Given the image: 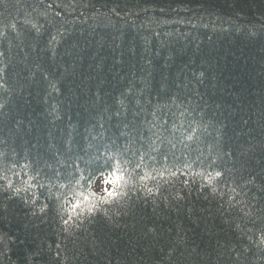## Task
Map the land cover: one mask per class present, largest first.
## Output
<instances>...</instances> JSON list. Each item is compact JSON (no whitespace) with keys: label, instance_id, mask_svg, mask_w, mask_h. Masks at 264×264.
<instances>
[{"label":"trees","instance_id":"obj_1","mask_svg":"<svg viewBox=\"0 0 264 264\" xmlns=\"http://www.w3.org/2000/svg\"><path fill=\"white\" fill-rule=\"evenodd\" d=\"M0 264H264V0H0Z\"/></svg>","mask_w":264,"mask_h":264},{"label":"rangeland","instance_id":"obj_2","mask_svg":"<svg viewBox=\"0 0 264 264\" xmlns=\"http://www.w3.org/2000/svg\"><path fill=\"white\" fill-rule=\"evenodd\" d=\"M98 179L99 180L96 181V183L93 186L94 193L99 196H104L111 191V188L113 186V181L112 179L104 176Z\"/></svg>","mask_w":264,"mask_h":264}]
</instances>
